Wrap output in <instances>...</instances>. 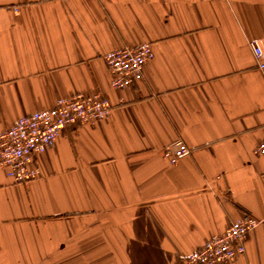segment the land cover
<instances>
[{
	"label": "crops",
	"instance_id": "1",
	"mask_svg": "<svg viewBox=\"0 0 264 264\" xmlns=\"http://www.w3.org/2000/svg\"><path fill=\"white\" fill-rule=\"evenodd\" d=\"M264 0H0V133L59 98L99 94L13 183L0 165V264H181L242 214L226 264H264ZM148 44L141 79L103 56ZM182 142L174 163L165 149Z\"/></svg>",
	"mask_w": 264,
	"mask_h": 264
},
{
	"label": "built area",
	"instance_id": "2",
	"mask_svg": "<svg viewBox=\"0 0 264 264\" xmlns=\"http://www.w3.org/2000/svg\"><path fill=\"white\" fill-rule=\"evenodd\" d=\"M257 67L264 71V55L256 41L249 42ZM152 58L150 45L136 48H122L103 56L110 75V85L125 89L142 77L143 65ZM110 105L99 94H76L59 98L53 108L34 112L21 117L8 129L0 133V165L6 176L16 184H23L38 177L33 166L34 157L50 148L59 134L71 125H91L108 117ZM189 149L180 141L165 149L170 163L187 156ZM254 153L264 154V139L256 146ZM259 222L249 214H242L233 221L221 236L205 242L191 252L181 264H226L236 254L244 252L245 239Z\"/></svg>",
	"mask_w": 264,
	"mask_h": 264
}]
</instances>
